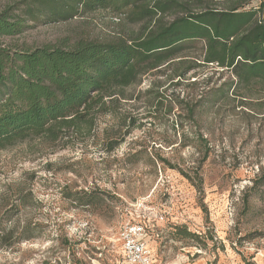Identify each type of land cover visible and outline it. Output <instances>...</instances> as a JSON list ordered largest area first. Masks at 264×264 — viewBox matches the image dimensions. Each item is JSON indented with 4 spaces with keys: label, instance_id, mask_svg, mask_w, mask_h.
Masks as SVG:
<instances>
[{
    "label": "rangeland",
    "instance_id": "1",
    "mask_svg": "<svg viewBox=\"0 0 264 264\" xmlns=\"http://www.w3.org/2000/svg\"><path fill=\"white\" fill-rule=\"evenodd\" d=\"M24 1L0 0V11ZM181 1L198 12L236 2L258 9L263 0ZM116 24L96 12L0 43L25 49L103 39L122 31ZM127 29L139 33L141 24ZM204 45L190 44L200 65L183 78L164 65L126 88L129 100L100 116L89 136L53 152L26 144L0 150V234L9 235L0 264H123L125 210L143 199L163 216L150 218L156 264H264V83L227 91L234 75L203 63ZM23 231L32 239H19Z\"/></svg>",
    "mask_w": 264,
    "mask_h": 264
},
{
    "label": "trees",
    "instance_id": "2",
    "mask_svg": "<svg viewBox=\"0 0 264 264\" xmlns=\"http://www.w3.org/2000/svg\"><path fill=\"white\" fill-rule=\"evenodd\" d=\"M186 6L181 0H25L0 11V40L96 12L125 29L141 24L139 33L123 28L103 39L80 36L25 49L0 43V150L26 144L53 152L89 136L97 119L118 112L129 100L125 89L146 74L174 65L183 78L199 66L187 53L196 41L205 44L203 63L234 75L223 86L227 91L264 83V0L250 10L238 2L198 12ZM8 237L0 234V241ZM21 238L32 239L27 231Z\"/></svg>",
    "mask_w": 264,
    "mask_h": 264
},
{
    "label": "built area",
    "instance_id": "3",
    "mask_svg": "<svg viewBox=\"0 0 264 264\" xmlns=\"http://www.w3.org/2000/svg\"><path fill=\"white\" fill-rule=\"evenodd\" d=\"M126 220L120 229L123 264H156V240L159 235L150 218L163 220V216L151 208L148 201L138 200L125 210Z\"/></svg>",
    "mask_w": 264,
    "mask_h": 264
},
{
    "label": "crops",
    "instance_id": "4",
    "mask_svg": "<svg viewBox=\"0 0 264 264\" xmlns=\"http://www.w3.org/2000/svg\"><path fill=\"white\" fill-rule=\"evenodd\" d=\"M155 244H153V246H154ZM155 248V247H154ZM155 251H156V249H155ZM157 256V255H156Z\"/></svg>",
    "mask_w": 264,
    "mask_h": 264
}]
</instances>
